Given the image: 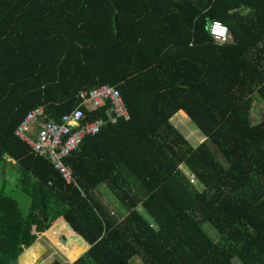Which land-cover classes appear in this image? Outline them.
I'll return each mask as SVG.
<instances>
[{"label": "trees", "instance_id": "obj_1", "mask_svg": "<svg viewBox=\"0 0 264 264\" xmlns=\"http://www.w3.org/2000/svg\"><path fill=\"white\" fill-rule=\"evenodd\" d=\"M100 85L129 118L112 113L62 159L68 182L14 130L35 107L45 120L77 107L83 124L107 119L108 102L79 97ZM256 92L264 0H0V264L43 230L66 240L68 264H264Z\"/></svg>", "mask_w": 264, "mask_h": 264}, {"label": "built area", "instance_id": "obj_2", "mask_svg": "<svg viewBox=\"0 0 264 264\" xmlns=\"http://www.w3.org/2000/svg\"><path fill=\"white\" fill-rule=\"evenodd\" d=\"M207 29L217 41L228 39L226 26L217 20H212ZM79 97L82 99V104L89 110L100 108L108 102L111 106L105 111L107 119L97 117L83 124L81 123L83 111L77 107L64 114L60 122L51 118L45 120L40 117L43 108L35 107L27 111L14 130L15 134L34 151L52 159L55 167L62 171L68 182L72 181L71 169L63 163L62 159L78 150L86 134H95L106 124L107 120H114L115 116L112 113L125 119L129 118L125 102L117 88L100 85L88 91H80ZM74 127L75 130L72 129Z\"/></svg>", "mask_w": 264, "mask_h": 264}, {"label": "rangeland", "instance_id": "obj_3", "mask_svg": "<svg viewBox=\"0 0 264 264\" xmlns=\"http://www.w3.org/2000/svg\"><path fill=\"white\" fill-rule=\"evenodd\" d=\"M254 102L252 105L251 115L254 122H257L260 119L261 114L264 112V99L257 92L253 95ZM183 170L187 169L182 166ZM193 183H195L194 178L189 176ZM198 188H201V184H196ZM104 196H101L100 200L110 202L111 209L113 206L117 204L113 195L106 189L103 193ZM55 243H54V240ZM57 241L62 242V246H66L65 239L61 237L60 234L54 233L53 236H49L47 234V230H43L42 232L36 235V238L32 244H30L25 249L27 251H22L17 257V264H46L54 258L61 260L64 264H68L71 260H69L65 254L60 250L59 246H57ZM64 243V244H63ZM67 247H70L67 245ZM66 247V248H67ZM26 254H29L27 256ZM27 257V259L24 258ZM134 264H141L137 257L133 260Z\"/></svg>", "mask_w": 264, "mask_h": 264}]
</instances>
